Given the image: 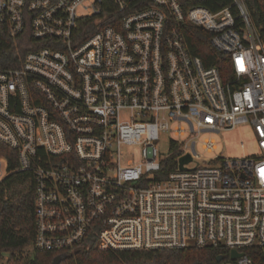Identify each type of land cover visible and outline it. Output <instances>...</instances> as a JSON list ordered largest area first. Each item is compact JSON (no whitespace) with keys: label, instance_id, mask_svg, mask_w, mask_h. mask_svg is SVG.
I'll list each match as a JSON object with an SVG mask.
<instances>
[{"label":"built area","instance_id":"built-area-1","mask_svg":"<svg viewBox=\"0 0 264 264\" xmlns=\"http://www.w3.org/2000/svg\"><path fill=\"white\" fill-rule=\"evenodd\" d=\"M190 27L227 59V79L191 52ZM0 31L37 42L0 66V142L35 180L33 249L92 236L101 249L223 246L251 264L242 249L264 246V46L244 0L216 11L192 0H0ZM243 122L255 152L199 160L197 142L215 149L203 132ZM162 132L179 151L163 175ZM8 172L0 156V180Z\"/></svg>","mask_w":264,"mask_h":264},{"label":"trees","instance_id":"trees-1","mask_svg":"<svg viewBox=\"0 0 264 264\" xmlns=\"http://www.w3.org/2000/svg\"><path fill=\"white\" fill-rule=\"evenodd\" d=\"M231 0H192L216 11ZM247 12L264 46V0H244ZM209 34L192 28L186 36L193 54L198 55L206 65H216L223 77L228 78L227 59L217 55L208 45ZM37 43L25 32L9 37L0 31V66L18 64L32 45ZM226 60V61H225ZM179 151L175 146L162 163L160 174L176 168ZM0 156L7 158L8 174L0 180V264H51L56 255L62 257L59 264H220L219 255L228 257L229 249L223 246H185L163 249H101L94 246V238L89 236L81 245L67 250L47 251L33 249L34 237V198L35 180L32 172L17 170L16 151L0 142ZM31 246V257L22 256L26 247ZM251 259V264H264V246L242 249ZM8 259L2 262L5 254ZM236 263V260H234Z\"/></svg>","mask_w":264,"mask_h":264},{"label":"rangeland","instance_id":"rangeland-1","mask_svg":"<svg viewBox=\"0 0 264 264\" xmlns=\"http://www.w3.org/2000/svg\"><path fill=\"white\" fill-rule=\"evenodd\" d=\"M172 136L168 133H160L157 141V147L160 152L167 154L169 152V138ZM210 137L215 141V149L211 152H204L201 148L200 142H197L195 150L198 154L199 160L209 159L213 157L223 158H239L252 154L256 151V144L252 126L247 123H238L232 129L220 130L219 132H203L200 139ZM130 152H136L133 148H129ZM198 160V161H199ZM190 166L193 163L189 164ZM32 248L28 246L22 253V256L31 257ZM9 254H5L2 262H5ZM220 264H236L234 260L225 257Z\"/></svg>","mask_w":264,"mask_h":264},{"label":"water","instance_id":"water-1","mask_svg":"<svg viewBox=\"0 0 264 264\" xmlns=\"http://www.w3.org/2000/svg\"><path fill=\"white\" fill-rule=\"evenodd\" d=\"M190 159H191L190 154H185V155L180 156L179 159H178V168L179 169H183V165L185 163H187L188 161H190ZM188 246H191V245H188ZM242 254H243V252L238 251V250H236L234 248L229 249V251H228V257L231 260H235L236 258L240 257ZM223 258H225L224 255H219L217 257V261H220ZM61 259H62V257L60 255H56V256L53 257L51 264H59Z\"/></svg>","mask_w":264,"mask_h":264}]
</instances>
